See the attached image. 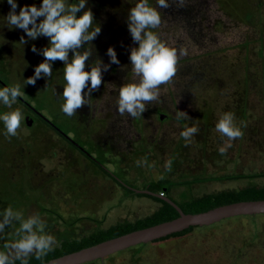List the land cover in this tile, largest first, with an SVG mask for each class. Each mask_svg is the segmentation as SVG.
I'll return each instance as SVG.
<instances>
[{
  "label": "rangeland",
  "instance_id": "374dc122",
  "mask_svg": "<svg viewBox=\"0 0 264 264\" xmlns=\"http://www.w3.org/2000/svg\"><path fill=\"white\" fill-rule=\"evenodd\" d=\"M151 2L155 5V0ZM33 3L39 5L41 0H19L17 11ZM88 7L94 13V26L101 25L90 60L99 57L108 63L109 46L116 48L120 60L103 74L89 104L67 116L77 126L68 128L69 134L86 145L93 160H102L95 166L99 174L94 175V169L85 168L83 162L80 165L78 152L68 145L63 148L53 128L40 120L28 126L26 109L17 100L13 107H20L25 116L17 135L6 136L0 122V209L12 205L25 216L39 213L46 231L55 220L86 218L84 206L92 208L100 202L94 193L89 196L97 192L91 188L109 186L100 170L109 173L115 188L131 181L139 187L166 179L173 190L185 189L190 198L225 189L264 187V0H183L182 5L173 0L168 9H160L161 24L153 31L186 54L179 56L174 76L159 86L158 99L136 118L121 115L116 105L121 84L131 77L129 54L135 46L127 27L131 4L89 0ZM9 10L7 0L0 2V79L8 86L20 85L21 95L32 106L45 117L63 122L59 110L63 62H54L50 78L41 77L35 85L24 87V79L44 60L31 50L32 45L42 49L48 39H27L22 29H9L3 17ZM21 36L27 43L20 42ZM178 109L191 119L177 120ZM226 111L235 114V124L243 133L231 141L215 131L220 114ZM185 124L199 129L188 144L180 136ZM225 143L231 147L220 154L218 148ZM138 160L146 163L138 165ZM168 160L170 170L164 167ZM117 198L115 193L113 201ZM102 203L113 204L111 200ZM140 207L131 202L106 223L145 214ZM214 226L218 228L212 240L237 244L242 264H264V214L227 218ZM13 232L14 228H6L0 235V250L11 242Z\"/></svg>",
  "mask_w": 264,
  "mask_h": 264
},
{
  "label": "clouds",
  "instance_id": "9594fccd",
  "mask_svg": "<svg viewBox=\"0 0 264 264\" xmlns=\"http://www.w3.org/2000/svg\"><path fill=\"white\" fill-rule=\"evenodd\" d=\"M172 2L155 0L154 5L151 0H128L131 7L128 9L127 27L135 46L129 54L131 77L129 82L121 84L116 100L117 111L121 115L127 113L133 118L143 116L148 105L158 99L159 86L174 76L179 56L186 54L185 49L178 50L169 45L153 31L161 24L160 9H168ZM7 3L10 10L3 16L4 25L9 29H22L27 39L36 40L41 36L48 39L47 46L42 49L38 50L35 44L32 45L31 50L39 52L44 60L35 66L33 75L24 79V87L35 85L41 77L50 78L54 62L62 61L64 83L60 107L66 116H73L78 109L89 104L92 93L100 88L103 74L111 65L120 64L114 46L107 49V56L110 57L108 63L99 57L90 60L92 42L101 32V25L96 23L94 26L95 18L91 7H88L89 0H41L39 5L25 4L19 7V11V0H7ZM179 3L182 5L183 0H179ZM27 39L21 36L20 42L25 44ZM88 64L90 67L86 66ZM20 96L18 84L0 87V106L6 109L0 111V122L8 137L17 135L25 119L22 109L13 107ZM175 117L177 120L191 119L186 111L180 109ZM198 131L196 124H185L180 136L188 144ZM215 131L229 141L243 134L235 124V114L230 111L220 114ZM229 147L231 144L225 143L218 151L224 154ZM144 163L146 160L137 161L138 165ZM171 164V160L166 161L165 169L170 170ZM6 228H14V232L11 242L4 243L0 250V264H15L17 260L27 264V257L34 254L40 258L58 244L56 237L46 231V221L39 213L25 216L22 209L8 205L0 209V235L5 233Z\"/></svg>",
  "mask_w": 264,
  "mask_h": 264
},
{
  "label": "flooded vegetation",
  "instance_id": "af4514ba",
  "mask_svg": "<svg viewBox=\"0 0 264 264\" xmlns=\"http://www.w3.org/2000/svg\"><path fill=\"white\" fill-rule=\"evenodd\" d=\"M94 45L95 44H93V49H95ZM69 56L71 57V52ZM62 67H64V64ZM59 74L61 82H64L63 68ZM21 98L26 101L24 102L18 97V101L26 109L28 126H34V121L40 120L43 126H50L53 128L60 136L59 140L61 146L64 148L68 145L76 150L79 154L78 158L80 165L81 162H83L85 168H89L90 170L94 169V171H92L94 175L99 174L97 173L96 165H99L98 162H102V160L98 157H96L98 162L97 160H93L85 151L88 150L86 145L82 143L76 135L72 136L69 134L68 130L70 129L68 128H76L77 126L75 122L73 123L61 111V107L59 110L63 122L57 123L53 121L52 118L45 117L41 109L36 106L34 107V105L32 106L22 95ZM62 103L63 99L60 101V106ZM66 121L68 123H66ZM55 126H57L58 129ZM99 172L105 177L106 183L109 186L91 188L92 191L97 192L88 193L89 196L93 193V197L99 196V204L92 208L84 206L86 208L85 210H87L86 218L78 216L76 218L67 219L66 221H62V219L58 221L55 220L57 223L47 228V232L53 234L58 241L57 246L46 254L49 258L48 260L119 236L115 234L118 232V229H112V227L119 223H129L130 225L138 223L146 225L152 223L161 215L160 213L162 212L160 210L164 203L171 205L178 213V215L171 218L174 219L179 216V211L169 201L175 203L184 213H188L185 211V206L188 201L194 198L188 197L185 189H179L180 191L178 189L173 190V185L169 181L166 182V184L168 183L169 185H165L163 188L151 185L152 183L157 184V181L144 182L142 183L143 185L139 187L132 184L133 181H131V183L126 182L125 185L115 188L110 185L112 180L109 177V173L104 170H100ZM91 189L89 188V190ZM115 193L118 194L116 202L113 201ZM136 198L146 201L142 202L141 200H136ZM108 200H111L113 204L105 207V204L102 202ZM125 202H127L126 205H124ZM131 202L137 203L138 206H141L140 209H145L146 213L143 215L137 214V216H133L134 218L131 220L125 218L126 220L121 219L122 221L119 222L106 223L108 221L107 219L113 216L115 211L125 210ZM85 220H90L92 223L84 224L83 222ZM60 222L62 224H59ZM214 224L189 227L183 231L147 243H140L124 250L117 251L104 258L94 259L82 264H242V250L237 244L234 243L231 246L230 242L226 243L224 241L220 245L216 240H212L215 238L213 236L218 228L215 227ZM151 225L152 224H150V226ZM148 226L149 225H147V227ZM205 227L208 229L204 230L203 228Z\"/></svg>",
  "mask_w": 264,
  "mask_h": 264
},
{
  "label": "water",
  "instance_id": "95a60500",
  "mask_svg": "<svg viewBox=\"0 0 264 264\" xmlns=\"http://www.w3.org/2000/svg\"><path fill=\"white\" fill-rule=\"evenodd\" d=\"M0 84L8 86L1 79ZM19 98L26 102L21 96ZM163 118L164 115L161 116V119ZM55 127L58 129L57 126ZM169 202L179 211V216L174 219L136 229L39 264H82L104 258L140 243H147L183 231L189 227L212 225L223 219L236 216L264 214V199L236 201L197 213H184L175 203Z\"/></svg>",
  "mask_w": 264,
  "mask_h": 264
},
{
  "label": "trees",
  "instance_id": "16d2710c",
  "mask_svg": "<svg viewBox=\"0 0 264 264\" xmlns=\"http://www.w3.org/2000/svg\"><path fill=\"white\" fill-rule=\"evenodd\" d=\"M1 87H4L2 84H0ZM168 180L166 179H160L157 181V184L152 183V186H159L164 187L165 185H169ZM257 199H264V187H258V186H247V187H241L237 189H225L221 190L215 193H206L204 195L194 197L190 201L187 202L185 206V211L188 213H197L206 211L209 209H212L214 207L232 203L236 201H243V200H257ZM162 213L159 215L152 223H148L146 225H142L140 223L138 224H132L129 223H119L118 225L112 227L113 230H117L118 232L115 233L117 235L125 234L127 232H130L135 229H140L143 227H147V225L150 226V224L154 225L153 223H159L168 219H171L172 217L178 215L176 210L169 205L168 203H164L163 207L160 210ZM129 225V226H128ZM49 258L46 256H41L40 258H37L34 254L27 257L26 261L27 264H39L42 263ZM15 264H22V261H15Z\"/></svg>",
  "mask_w": 264,
  "mask_h": 264
}]
</instances>
